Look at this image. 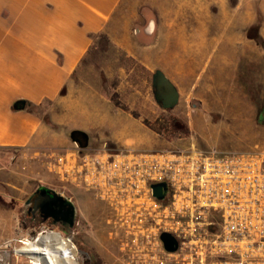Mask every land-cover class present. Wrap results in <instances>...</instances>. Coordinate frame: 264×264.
<instances>
[{"label":"rangeland","instance_id":"rangeland-1","mask_svg":"<svg viewBox=\"0 0 264 264\" xmlns=\"http://www.w3.org/2000/svg\"><path fill=\"white\" fill-rule=\"evenodd\" d=\"M218 1L227 6L226 11L215 10L218 5L209 6L205 0L121 1L62 94L30 108L41 120L37 142L24 148H0V244L10 239L35 240L43 231L53 233L20 220L26 210L24 200L36 186L66 188L74 196H84L82 189L58 180L49 171L58 154L73 149L85 154V149L70 140L72 130L87 134V151L104 146L114 150H175L190 145L235 154L264 151V38L260 35L264 19H255L244 33L249 38V51L235 82L228 87L224 80L217 84L210 74L213 53L209 46L197 49L209 45L210 35L204 32L211 31L213 22H217L219 37H227L228 32L239 30L241 15L228 7L234 0ZM239 1L247 6L245 0ZM150 23L153 27L148 32ZM169 33L173 44L164 45L171 62L168 68L175 70L170 82L179 98L174 108L163 109L152 89L154 70H162L156 65L158 51L148 52L147 44L157 49L167 43ZM180 44L186 48L181 49ZM197 51L201 56L194 58ZM83 205L87 211L94 207L88 200ZM79 230L85 242V229ZM76 260L80 264L84 261L78 254ZM19 264L29 263L20 258Z\"/></svg>","mask_w":264,"mask_h":264},{"label":"built area","instance_id":"built-area-1","mask_svg":"<svg viewBox=\"0 0 264 264\" xmlns=\"http://www.w3.org/2000/svg\"><path fill=\"white\" fill-rule=\"evenodd\" d=\"M49 171L112 207L134 231V242L147 247L139 264H264V151L104 146L58 154ZM157 184H164L162 199L154 195ZM163 233L175 239V252L165 250ZM27 240L0 244V264L20 258L30 264L16 252Z\"/></svg>","mask_w":264,"mask_h":264},{"label":"crops","instance_id":"crops-1","mask_svg":"<svg viewBox=\"0 0 264 264\" xmlns=\"http://www.w3.org/2000/svg\"><path fill=\"white\" fill-rule=\"evenodd\" d=\"M121 1L0 0V148H24L38 139L42 132L41 120L30 108L42 106L62 94L68 81L105 32ZM205 1L210 3L209 6H214L212 3L220 5L215 9L217 11L227 10L223 2ZM245 1L246 7L239 0L232 1L228 6L241 14L238 16L239 30L228 32L227 37H219L217 22H213L211 31L204 32L205 36L210 35L209 45L202 44L197 49L202 51L209 46L210 53H213L210 56L215 61L211 78L217 84L224 80L227 87L239 76L249 51V38L244 37V33L255 19H264V0ZM181 12L183 15L188 13ZM173 13L169 12V15ZM202 25L199 26L201 29ZM262 28L260 35L264 38V24ZM170 38L169 33L167 43L158 45L157 49L154 44H147V51H153V54L158 51L156 65L173 82L175 70L168 68L171 62L165 46L173 44ZM190 42L193 43L194 39ZM179 47L185 49L186 45L180 44ZM201 51L193 53L194 58L200 57ZM221 89V86L217 87V90ZM18 100L28 105L16 111L12 105Z\"/></svg>","mask_w":264,"mask_h":264},{"label":"flooded vegetation","instance_id":"flooded-vegetation-1","mask_svg":"<svg viewBox=\"0 0 264 264\" xmlns=\"http://www.w3.org/2000/svg\"><path fill=\"white\" fill-rule=\"evenodd\" d=\"M152 89L154 95L153 84ZM79 189L84 196H74L66 188L36 186L24 200L26 210L20 220L71 242L84 259L82 264H139L147 247L134 242L132 228L95 192L85 186ZM87 200L94 206L91 211L83 205ZM79 228L85 229V242L80 239Z\"/></svg>","mask_w":264,"mask_h":264},{"label":"water","instance_id":"water-1","mask_svg":"<svg viewBox=\"0 0 264 264\" xmlns=\"http://www.w3.org/2000/svg\"><path fill=\"white\" fill-rule=\"evenodd\" d=\"M151 29L152 23L147 28V31L150 32ZM152 84L156 89L154 92L155 101L159 103L163 109H172L177 105L179 98L178 91L160 69L154 70L152 74ZM19 102V100L15 101L12 105V108L15 107L14 110L16 111L23 110V107H16ZM68 136L72 142L78 143L81 149H85L87 147L88 136L85 132L80 130H72ZM152 188L154 195L158 199H162L164 195L163 190L165 189L164 184L153 185ZM160 239L163 242L164 248L167 252L173 253L176 251L177 243L170 234L163 233L161 234Z\"/></svg>","mask_w":264,"mask_h":264},{"label":"bare ground","instance_id":"bare-ground-1","mask_svg":"<svg viewBox=\"0 0 264 264\" xmlns=\"http://www.w3.org/2000/svg\"><path fill=\"white\" fill-rule=\"evenodd\" d=\"M16 252L26 256L32 264H80L76 260L77 251L72 243L55 233L27 240Z\"/></svg>","mask_w":264,"mask_h":264},{"label":"trees","instance_id":"trees-1","mask_svg":"<svg viewBox=\"0 0 264 264\" xmlns=\"http://www.w3.org/2000/svg\"><path fill=\"white\" fill-rule=\"evenodd\" d=\"M25 105H28V104L26 102H24L23 100H20L19 104H17L16 107L17 108L23 107V109H24ZM13 109H15V107H13Z\"/></svg>","mask_w":264,"mask_h":264}]
</instances>
